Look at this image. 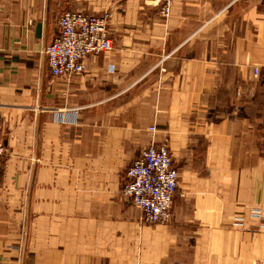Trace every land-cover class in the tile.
Returning a JSON list of instances; mask_svg holds the SVG:
<instances>
[{
	"label": "crops",
	"instance_id": "obj_1",
	"mask_svg": "<svg viewBox=\"0 0 264 264\" xmlns=\"http://www.w3.org/2000/svg\"><path fill=\"white\" fill-rule=\"evenodd\" d=\"M103 11L112 50L52 76L59 16ZM0 134V264H264V0H0ZM151 140L167 224L120 192Z\"/></svg>",
	"mask_w": 264,
	"mask_h": 264
},
{
	"label": "built area",
	"instance_id": "obj_2",
	"mask_svg": "<svg viewBox=\"0 0 264 264\" xmlns=\"http://www.w3.org/2000/svg\"><path fill=\"white\" fill-rule=\"evenodd\" d=\"M159 15L167 17L173 0H152ZM110 12L99 14L64 12L58 18L59 34L43 50L49 72L69 78L84 71V58L111 51L113 42L108 23ZM3 147L0 140V161ZM178 173L165 144H151L130 164L123 193L142 211L149 223H169L171 204L177 191Z\"/></svg>",
	"mask_w": 264,
	"mask_h": 264
},
{
	"label": "rangeland",
	"instance_id": "obj_3",
	"mask_svg": "<svg viewBox=\"0 0 264 264\" xmlns=\"http://www.w3.org/2000/svg\"><path fill=\"white\" fill-rule=\"evenodd\" d=\"M151 2H153L152 0H150ZM170 12V11H169ZM168 16H169V14H168ZM168 16L166 17V18H168ZM163 18V17H162ZM165 17H164V19H166ZM112 39V38H111ZM112 42H113V40H112ZM45 48V47H44ZM254 74H258V68H255L254 69ZM52 75V74H51ZM74 76V75H73ZM72 77V76H71ZM70 78V77H69ZM65 79H68V78H65ZM0 140H1V143H2V147H3V153H2V156H1V161H0V166H1V164H2V162H3V160H4V156H5V147H4V144H3V142H2V138H1V134H0ZM151 144H165V143H159V142H156V141H154V140H151L144 148H147L149 145H151ZM166 145V144H165ZM167 146V145H166ZM167 148H168V146H167ZM141 150H143V148L141 149ZM168 150H169V148H168ZM141 152V151H140ZM140 152H139V155H140ZM169 153H170V151H169ZM138 155V156H139ZM171 155V154H170ZM137 156V157H138ZM172 158V157H171ZM172 163H173V161H172ZM130 166V165H129ZM129 166L126 168V170H125V172H124V176H123V178H122V182H121V185H120V192H121V194L123 195V196H125V197H127L128 198V200H129V202H130V204L134 207V209H136L137 211H139V213H140V222L142 223V225H144V224H149V225H155V224H167V223H160V222H156V223H149V222H144L143 221V219H142V215H143V213H142V211H140V209L138 208V207H136L133 203H132V200H131V198L130 197H128V196H126L124 193H123V189H122V186H123V182L125 181V179H126V174H127V170H128V168H129ZM175 167V166H174ZM177 170V169H176ZM177 173H178V171H177ZM177 190H178V179H177ZM176 193H177V191H176ZM176 193L173 195V199H174V196L176 195ZM173 199H172V203H173ZM171 208H172V204H171ZM171 208H170V212H171ZM251 217H253V218H256V219H259L260 221H261V226L264 228V215H263V213H261V212H259V211H253L252 213H251ZM238 220H240L241 221V219H238ZM171 221V220H170ZM239 221V222H240ZM237 222V221H236Z\"/></svg>",
	"mask_w": 264,
	"mask_h": 264
}]
</instances>
